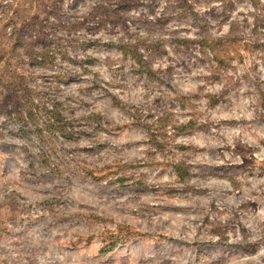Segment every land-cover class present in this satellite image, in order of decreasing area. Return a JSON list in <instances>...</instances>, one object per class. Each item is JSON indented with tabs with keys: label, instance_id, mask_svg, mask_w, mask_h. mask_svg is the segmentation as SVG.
Instances as JSON below:
<instances>
[{
	"label": "rangeland",
	"instance_id": "374dc122",
	"mask_svg": "<svg viewBox=\"0 0 264 264\" xmlns=\"http://www.w3.org/2000/svg\"><path fill=\"white\" fill-rule=\"evenodd\" d=\"M0 264H264V0H0Z\"/></svg>",
	"mask_w": 264,
	"mask_h": 264
},
{
	"label": "trees",
	"instance_id": "16d2710c",
	"mask_svg": "<svg viewBox=\"0 0 264 264\" xmlns=\"http://www.w3.org/2000/svg\"><path fill=\"white\" fill-rule=\"evenodd\" d=\"M215 40H219V38H215ZM121 48L126 52L127 50L125 49V46H121ZM137 61L138 63H143L145 62L143 59H142V56H138L137 58ZM219 62H221V59L218 60ZM151 72V69L150 68H147V73H150ZM41 104L37 106V108H42ZM44 109V107H43ZM48 113V117L46 118L47 122L44 124V127H46L47 129H56V128H59V129H62L65 125V122H64V118L61 116L60 112H59V109L58 107L55 105L52 106L51 109L47 110ZM36 130L40 133V136L42 137L43 139V134H42V131L36 126ZM46 143V142H45Z\"/></svg>",
	"mask_w": 264,
	"mask_h": 264
}]
</instances>
